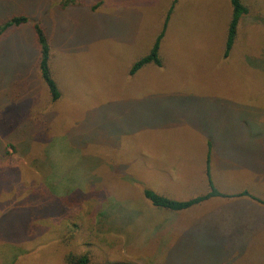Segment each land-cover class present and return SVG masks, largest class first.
<instances>
[{"label":"rangeland","instance_id":"rangeland-1","mask_svg":"<svg viewBox=\"0 0 264 264\" xmlns=\"http://www.w3.org/2000/svg\"><path fill=\"white\" fill-rule=\"evenodd\" d=\"M243 3L223 59L229 0H0V23L27 18L0 37V264H264V231L193 245L235 195L264 200V0ZM166 20L162 66L129 76ZM35 23L55 55V103ZM208 144L230 197L181 212L145 199L206 194Z\"/></svg>","mask_w":264,"mask_h":264},{"label":"trees","instance_id":"trees-1","mask_svg":"<svg viewBox=\"0 0 264 264\" xmlns=\"http://www.w3.org/2000/svg\"><path fill=\"white\" fill-rule=\"evenodd\" d=\"M71 1V0H70ZM69 1H66V3ZM65 4V3H64ZM231 14L227 24L225 42H224V50L222 53V58L226 59L229 57L230 52L233 48V45L236 41L238 30L240 26V22L244 16L249 13V8L243 3V0H229ZM27 22V18L24 15L13 16L9 18L7 21L0 23V37L11 27H18L22 24ZM167 20L164 22L162 30L155 38L153 44H151V48L149 52L139 59H137L131 66L129 70V76L135 75L139 70L147 65H154L156 67H161L162 62L159 56L160 51V44L164 37L165 30H166V23ZM33 34L35 37V42L38 50V59H37V67L39 70L40 78L45 85L50 101L55 103L60 98V91L52 77L51 68H50V61L54 58V53L52 51L51 43L49 42V37L46 33V30L38 23L33 24L32 26ZM46 115V123L50 120ZM211 145L208 144V151L205 160V174L208 184V192L204 195L197 196L195 198L186 200V201H177L172 200L163 195H159L152 190L144 189L143 195L146 200H148L154 207L165 209L171 212H181L188 210L194 206L202 204L203 202L210 200L212 198H228L230 196L221 194L215 189L211 177H210V151ZM232 197V196H231ZM235 197H248L260 204L264 205V202L256 199L248 192L242 191L241 193L235 195ZM89 259L87 256L81 257H72L68 258L67 264H88Z\"/></svg>","mask_w":264,"mask_h":264},{"label":"crops","instance_id":"crops-1","mask_svg":"<svg viewBox=\"0 0 264 264\" xmlns=\"http://www.w3.org/2000/svg\"><path fill=\"white\" fill-rule=\"evenodd\" d=\"M214 155V149L211 146L210 163ZM241 198H237V200H240V203H225L213 215L208 216V223H204L201 239L195 238L196 241L193 245L201 242L206 250V247H214L217 245H239L240 241L241 243L245 242L247 244L256 235L261 234L264 231V209H262L264 205L250 198ZM259 200L264 202L262 199ZM241 201L254 202L253 204L256 205H252V207L249 204L239 206L238 204H242Z\"/></svg>","mask_w":264,"mask_h":264}]
</instances>
